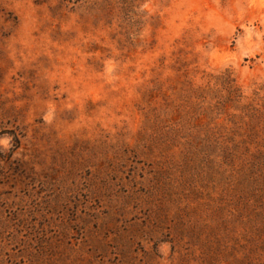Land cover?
<instances>
[{
  "label": "rangeland",
  "instance_id": "1",
  "mask_svg": "<svg viewBox=\"0 0 264 264\" xmlns=\"http://www.w3.org/2000/svg\"><path fill=\"white\" fill-rule=\"evenodd\" d=\"M0 264H264V0H0Z\"/></svg>",
  "mask_w": 264,
  "mask_h": 264
}]
</instances>
